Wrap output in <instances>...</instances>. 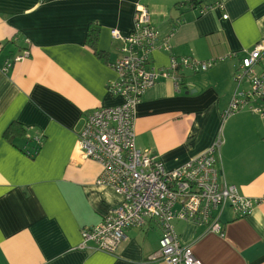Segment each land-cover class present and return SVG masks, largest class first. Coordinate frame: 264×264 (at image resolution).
I'll list each match as a JSON object with an SVG mask.
<instances>
[{"label": "crops", "instance_id": "crops-1", "mask_svg": "<svg viewBox=\"0 0 264 264\" xmlns=\"http://www.w3.org/2000/svg\"><path fill=\"white\" fill-rule=\"evenodd\" d=\"M219 2L222 9L200 14L202 0H0V264H155L149 258L161 233L153 220L125 230L115 254L80 248L82 229L121 203L112 188L95 184L100 166L83 157L77 134L85 115L121 102L106 89L123 47L111 31L131 34L137 4L158 32L155 70L167 69L171 57L224 58L205 72H174L179 86L158 79L136 107L137 148L172 170L220 133L225 181L245 197L264 195V117H221L244 50L264 38V0ZM23 51L29 57L4 71ZM258 107L264 112V101ZM13 124L25 132L9 130ZM219 214L222 236L174 220L180 243L201 264H264V203L247 217L229 208Z\"/></svg>", "mask_w": 264, "mask_h": 264}, {"label": "built area", "instance_id": "built-area-1", "mask_svg": "<svg viewBox=\"0 0 264 264\" xmlns=\"http://www.w3.org/2000/svg\"><path fill=\"white\" fill-rule=\"evenodd\" d=\"M203 2L200 14L213 8L222 9L219 0ZM226 18V15L223 16V19ZM111 36L120 38L123 47L119 58L112 64L117 79L107 84L106 89L121 102L85 115L77 134V148L84 158L99 164L100 173L95 184L112 188L121 196V203L97 225L82 229L80 248L115 254L125 239V230L142 228L147 220H153L161 234L158 250L149 258L151 262L201 264L190 247L180 243L172 222H193L204 226L209 233L222 236L224 229L219 214L222 210L229 208L234 216L247 217L255 207L264 203V195L259 198L245 197L225 181L220 133L199 156L178 168L165 169L155 153L136 146V107L158 79L173 77L176 86H179V79L172 76L174 72L180 69L205 72L224 58L197 61L171 57L167 69L155 70L151 54L158 32L149 10L140 4L135 6L131 34L122 37L112 30ZM28 57L29 52L23 51L7 62L3 70ZM233 82L235 91L221 114L223 122L242 111L259 112L264 117V112L258 107L264 101V38L251 49L244 50ZM34 140L37 146L41 145L39 136Z\"/></svg>", "mask_w": 264, "mask_h": 264}, {"label": "trees", "instance_id": "trees-1", "mask_svg": "<svg viewBox=\"0 0 264 264\" xmlns=\"http://www.w3.org/2000/svg\"><path fill=\"white\" fill-rule=\"evenodd\" d=\"M194 2V3H193ZM201 2V1H200ZM192 8H194L195 6H197L198 5V2H196V1H192ZM202 3H204L203 2V0H202ZM201 5V4H200ZM199 5V6H200ZM200 9V8H199ZM12 127L13 128H10L9 130H13V131H17V132H19L20 134H23L25 131L22 129V127L20 126V125H17V124H13L12 125ZM38 148V147H37ZM37 148L35 149V151L33 152V154L32 155H28V157H30V158H32L33 157V155H34V153L36 152V150H37ZM27 155V154H26Z\"/></svg>", "mask_w": 264, "mask_h": 264}]
</instances>
